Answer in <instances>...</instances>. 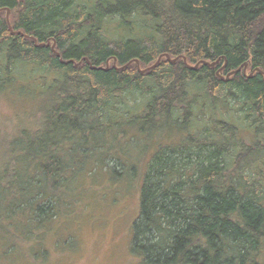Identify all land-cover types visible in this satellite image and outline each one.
I'll return each instance as SVG.
<instances>
[{
  "label": "trees",
  "instance_id": "obj_1",
  "mask_svg": "<svg viewBox=\"0 0 264 264\" xmlns=\"http://www.w3.org/2000/svg\"><path fill=\"white\" fill-rule=\"evenodd\" d=\"M1 90L33 125L0 156L4 252L78 203V178L119 174L104 151L139 121L183 133L142 176L138 262L264 264V0H0Z\"/></svg>",
  "mask_w": 264,
  "mask_h": 264
},
{
  "label": "rangeland",
  "instance_id": "obj_2",
  "mask_svg": "<svg viewBox=\"0 0 264 264\" xmlns=\"http://www.w3.org/2000/svg\"><path fill=\"white\" fill-rule=\"evenodd\" d=\"M16 81L21 84L23 79L17 78ZM15 91L0 92L2 159L8 155L7 136L12 137L20 126L28 129L33 126L31 123L26 124L31 105L26 106L23 96L16 93L18 97L10 95ZM31 100L30 103H33ZM202 117L203 113L199 119ZM138 122L133 126L122 125L127 132H131V139L113 136V139L118 138L117 144L113 145L116 149L112 147L104 151L110 157L109 167L121 172L115 174L111 169L102 171L96 166L91 173L78 178L77 184L82 190L78 203L69 206L64 204L67 207L65 211L59 209L53 221L37 231L38 237L28 238L26 243L23 230H12L19 239L16 241L18 245L6 253L0 241V264H140L130 251V242L132 225L139 212L142 176L156 148L182 141L183 131L170 127L150 141L137 132L140 126ZM194 124L200 126V123ZM110 135L103 140L109 142ZM196 135L195 131L192 136ZM96 157L101 159L99 154ZM88 168L90 163L85 169Z\"/></svg>",
  "mask_w": 264,
  "mask_h": 264
},
{
  "label": "water",
  "instance_id": "obj_3",
  "mask_svg": "<svg viewBox=\"0 0 264 264\" xmlns=\"http://www.w3.org/2000/svg\"><path fill=\"white\" fill-rule=\"evenodd\" d=\"M6 21H7L8 24H9V21H8V12H7V14H6ZM9 28H10V27H9ZM33 40H34V39H33ZM48 45H49V41H48L46 44H41V46H45V47H47ZM165 57H166L171 63H174V62H175V60H171V59H169V56H168V55H165ZM160 58H161V57L158 58L157 62L160 60ZM183 60H184V62H185V59H184V58H183ZM217 62H218V60H217L216 62H214V63H208V62H205V61H201L200 63L203 64V65L209 66V67H213ZM136 63H137V62H136ZM114 64H115V61H114ZM75 65H77V64H75ZM197 66H198V65H196V66H194V67H192V68H190V69H196ZM225 66H226V62L224 63L223 67H222L220 70H222ZM91 68H92V67H91ZM92 69H93V68H92ZM106 69H107V66H106ZM238 71H239V69L236 70L235 72H238ZM233 73H234V72H233ZM231 74H232V72H231L230 74L227 75V78H228ZM222 81L226 82L227 79H223Z\"/></svg>",
  "mask_w": 264,
  "mask_h": 264
},
{
  "label": "bare ground",
  "instance_id": "obj_4",
  "mask_svg": "<svg viewBox=\"0 0 264 264\" xmlns=\"http://www.w3.org/2000/svg\"><path fill=\"white\" fill-rule=\"evenodd\" d=\"M46 43H47V42H46ZM48 46H49V45H48ZM53 46H54V45L51 46L52 49H53Z\"/></svg>",
  "mask_w": 264,
  "mask_h": 264
}]
</instances>
